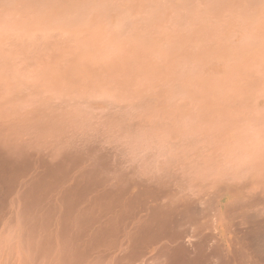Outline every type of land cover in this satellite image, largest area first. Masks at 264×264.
I'll list each match as a JSON object with an SVG mask.
<instances>
[{
    "label": "bare ground",
    "instance_id": "obj_1",
    "mask_svg": "<svg viewBox=\"0 0 264 264\" xmlns=\"http://www.w3.org/2000/svg\"><path fill=\"white\" fill-rule=\"evenodd\" d=\"M6 60L8 71L0 63V118L8 119V126L0 130V264H264V177L258 171L245 176L155 172L139 152L125 147L123 133L110 142L112 136L28 116L38 103V86L59 100L71 94V86L63 84L57 63L56 72L51 68L43 73L38 65L39 75L20 70L25 75L18 76L9 72L12 59ZM172 103L177 109L178 102ZM186 124L179 123L189 137L187 146L199 150L210 136L185 132Z\"/></svg>",
    "mask_w": 264,
    "mask_h": 264
},
{
    "label": "rangeland",
    "instance_id": "obj_2",
    "mask_svg": "<svg viewBox=\"0 0 264 264\" xmlns=\"http://www.w3.org/2000/svg\"><path fill=\"white\" fill-rule=\"evenodd\" d=\"M27 2L32 6L18 10L7 21L0 18V54L5 51L10 55V58H5L8 54L4 56L3 52L1 54L3 58L0 55V63L3 61L4 67L3 63L1 66L7 70L9 63L7 64L5 60L9 59L11 62L12 59L9 69L15 66L17 68V73L14 72V68L12 71L9 70L12 74L39 75L40 71L50 72L51 68H54L53 72L64 73L67 67L72 66L75 56H80L82 63L86 64L95 59L85 50L88 41L100 37L107 47L123 48L133 57L138 77L135 76L132 87L135 85L136 89L140 87L145 99L148 96L149 101L146 99L145 102L147 104L150 102V105L157 108L156 111L159 110L153 112L155 115H161L160 109L167 108L164 109V115L174 114L176 116L172 117H178L176 118L178 123H187L185 132L204 131L200 134L211 136L213 125L223 122L227 117L244 119L250 126H258L259 121L264 119V33L260 30V21L264 19V6L261 0H27ZM241 4L249 6L241 8ZM81 5L88 6L81 7ZM106 5H119V7H105ZM41 59L44 60L43 65ZM53 60H60L61 63ZM28 61L32 64H28ZM44 62L47 64L44 65ZM213 63L217 64L219 69L210 68ZM38 65L43 70H40ZM80 75H84L83 70ZM158 80L163 81L160 82V86ZM66 81L63 80V84L71 86L67 83L69 81ZM102 82H98L101 86L97 85L98 83L95 85V92L99 91L97 90L99 86L101 89L99 87L98 89L102 90L99 94H103L105 87L110 86L103 95H112L110 91H113L114 86L108 81ZM148 90L151 94L145 92ZM175 90L178 92L176 93ZM158 93L160 95L157 96ZM178 93L180 96L177 95ZM189 95L190 97H187ZM165 96L167 100L170 99L169 102L166 101ZM200 98L203 99L199 100ZM173 101L178 102L175 103L178 110L174 107ZM170 102L173 105L169 104L170 107L172 106L170 109L173 110L172 114L168 111ZM191 108L195 112H192L194 110ZM207 117L210 121L208 119L204 123ZM208 122L211 125L207 124V126ZM199 124L202 125L201 128ZM191 127L197 132L194 131L195 129L190 130ZM204 127H207L208 132ZM113 136L108 135L110 142Z\"/></svg>",
    "mask_w": 264,
    "mask_h": 264
},
{
    "label": "clouds",
    "instance_id": "obj_3",
    "mask_svg": "<svg viewBox=\"0 0 264 264\" xmlns=\"http://www.w3.org/2000/svg\"><path fill=\"white\" fill-rule=\"evenodd\" d=\"M261 4L264 6V0ZM31 6L27 0H0V18L7 21L18 10ZM248 6L240 5L241 8ZM260 30L264 33V19L260 21ZM85 50L95 59L83 64L81 57L75 56L72 66L61 76L70 82L71 94L59 100L52 91L38 86L35 91L38 103L28 116L38 115L96 135L123 133L125 147L133 154L139 152L143 163L158 173L245 176L258 171L264 177V119L258 126H250L244 119L214 124L210 138L199 150L190 151L189 137L177 119L155 115L144 94L132 87L137 66L123 48H109L102 38L96 37L88 41ZM99 81L110 82L114 86L113 94H97L94 87ZM7 126V117L0 118V130Z\"/></svg>",
    "mask_w": 264,
    "mask_h": 264
}]
</instances>
